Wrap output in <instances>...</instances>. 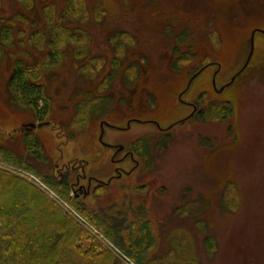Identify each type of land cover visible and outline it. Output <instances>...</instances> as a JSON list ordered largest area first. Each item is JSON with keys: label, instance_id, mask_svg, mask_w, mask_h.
<instances>
[{"label": "rangeland", "instance_id": "rangeland-1", "mask_svg": "<svg viewBox=\"0 0 264 264\" xmlns=\"http://www.w3.org/2000/svg\"><path fill=\"white\" fill-rule=\"evenodd\" d=\"M80 1L88 17L81 25L72 18L64 23L91 37V53L82 62L86 68L81 71L82 63L69 52L48 71L43 85L52 99L51 116L37 122L10 102L7 84L17 59L41 66L45 58L46 52L28 40L46 27V1L34 0L29 10L23 0H3L0 29L14 18L16 33L23 31L25 39L16 36L0 61V148L34 162L23 140L39 138L50 160L41 168L58 180L69 173L77 202L91 209L109 203L121 210L146 208L156 239L154 259L264 264V0ZM47 2L59 20L70 0ZM121 33L134 38L124 64L137 66V72H129L127 85L116 80L97 94L98 83L113 72L107 39ZM183 34L187 39L180 43ZM183 56L188 60L177 63ZM102 60L106 67L97 78L90 68L99 69ZM93 97L110 102L81 126ZM226 103L233 111L226 121L191 118L199 106ZM167 135L173 143L167 151L152 146L151 164L132 149L143 140L157 145ZM23 172L43 196L53 195L34 174ZM206 237L216 244L212 257Z\"/></svg>", "mask_w": 264, "mask_h": 264}, {"label": "trees", "instance_id": "trees-1", "mask_svg": "<svg viewBox=\"0 0 264 264\" xmlns=\"http://www.w3.org/2000/svg\"><path fill=\"white\" fill-rule=\"evenodd\" d=\"M23 1L29 10L35 4L34 0ZM41 1H46L43 7L46 13L45 26L48 30L46 27L33 28L36 30L31 33L28 41L46 52L45 58L41 66H27L22 59H17L7 84L10 102L32 113L37 122H45L51 116L52 99L43 85L44 76L49 70L58 67L69 52L80 63L91 53L89 34L80 26L71 27V24L64 23L72 18L81 25L83 18L88 17L81 1L70 0L64 6L59 20L55 15V6L49 5L48 0ZM2 4L3 0H0V9ZM16 18L24 19L19 14ZM15 20L9 19L10 24L0 29V61L4 48L14 47L16 36L25 39L23 31L16 33L13 23ZM34 26L32 24V27ZM186 39V34L178 37L180 43ZM107 43L113 50V72L108 73L109 76L105 75L98 83L97 94L101 95L106 93L116 80L127 85L129 72L134 68L137 72V66L129 67L124 64V58L136 46L132 35L121 33L107 39ZM179 46L177 44L174 53L180 50ZM185 57L177 63L188 60ZM100 62L99 69L97 65L90 68L91 72H98L97 78H101L106 67V61ZM85 68L83 63L80 64L81 71ZM100 100L104 104L100 105ZM108 102L109 99L93 97L86 103L87 116L85 114L83 118L97 114L96 112L103 110ZM198 108L197 114L191 118L201 122L208 119L226 121L233 116L231 105L227 103L212 104L208 109L201 106ZM86 121L85 118L78 123L84 126ZM172 143L173 139L167 135L157 145L143 140L132 149L151 164L152 146H155V150L167 151ZM23 144L26 155L34 158V162L24 155L17 157L14 152L0 148V264H123L118 257H126L134 264H176L165 260L166 258H152L151 250L155 247L156 239L146 208L142 206L137 210L129 205L121 210L115 203H109L91 209L77 202L71 197L69 173L58 180L41 168L42 165H50V160L39 138L25 137ZM23 171L34 174L53 195L47 193L43 196L33 187L34 184L22 177ZM97 190L107 191L104 187ZM131 215L135 216L136 220H133ZM137 219L141 220L137 222ZM202 231L205 232V229L202 228ZM125 232L127 236H124ZM85 242H91L88 248H85ZM205 248L209 256H214L216 244L212 237L205 238Z\"/></svg>", "mask_w": 264, "mask_h": 264}, {"label": "water", "instance_id": "water-1", "mask_svg": "<svg viewBox=\"0 0 264 264\" xmlns=\"http://www.w3.org/2000/svg\"><path fill=\"white\" fill-rule=\"evenodd\" d=\"M253 36H254V35H253ZM252 39H253V38H252ZM253 41H254V39H253ZM253 43H254V42H253ZM253 43H252V45H253ZM248 63H249V60H248V62L246 63V65H245L244 68H246V66L248 65ZM244 68H243V70H244ZM241 72H242V71H240V73H241ZM240 73H239V74H240ZM239 74H238V75H239ZM197 76H198V75H195V76L192 78L191 82H192ZM234 80H235V78L233 79V81H234ZM191 82H190V83H191ZM188 87H189V86H188ZM35 127H36V125H34V124H31V125H30V128H35Z\"/></svg>", "mask_w": 264, "mask_h": 264}, {"label": "flooded vegetation", "instance_id": "flooded-vegetation-1", "mask_svg": "<svg viewBox=\"0 0 264 264\" xmlns=\"http://www.w3.org/2000/svg\"><path fill=\"white\" fill-rule=\"evenodd\" d=\"M183 95H184V94H181V95H180L181 98H182ZM190 106H191L192 108H196V105H195V104H190ZM192 116H194V115H192Z\"/></svg>", "mask_w": 264, "mask_h": 264}]
</instances>
